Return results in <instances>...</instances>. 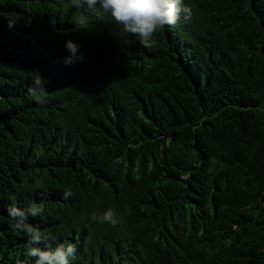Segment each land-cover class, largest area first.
Segmentation results:
<instances>
[{"label": "trees", "instance_id": "obj_1", "mask_svg": "<svg viewBox=\"0 0 264 264\" xmlns=\"http://www.w3.org/2000/svg\"><path fill=\"white\" fill-rule=\"evenodd\" d=\"M186 3L146 47L68 0H0V264H35L13 196L71 264H264V0Z\"/></svg>", "mask_w": 264, "mask_h": 264}, {"label": "clouds", "instance_id": "obj_2", "mask_svg": "<svg viewBox=\"0 0 264 264\" xmlns=\"http://www.w3.org/2000/svg\"><path fill=\"white\" fill-rule=\"evenodd\" d=\"M68 3L77 10V25L87 24L92 17L115 22L125 35H132L146 47L155 44L154 36L158 30L165 26H175L182 19L188 20L192 16V8L186 0H68ZM12 27L14 24L10 21L9 28ZM64 47L70 54L64 57L65 66L83 62L84 56L79 51V44L69 39L65 41ZM45 83L39 76L34 81V86L28 90L33 100L40 105L47 103ZM33 187L39 189L41 183L37 181ZM63 195L67 199L73 193L65 191ZM10 199L13 203L9 204L5 211L13 222V227L26 235L27 255L35 258V264H71L76 253V244L65 241L52 246L48 243L52 238L39 227L28 223L29 217H37L44 212V204L31 201L27 206L20 207L15 202V196ZM96 219L113 226L119 222L114 208H107ZM41 244L45 246L42 248Z\"/></svg>", "mask_w": 264, "mask_h": 264}]
</instances>
